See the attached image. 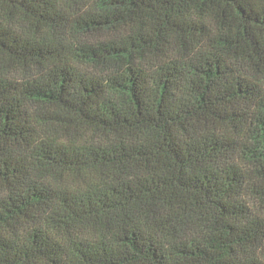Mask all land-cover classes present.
<instances>
[{"label": "trees", "instance_id": "trees-1", "mask_svg": "<svg viewBox=\"0 0 264 264\" xmlns=\"http://www.w3.org/2000/svg\"><path fill=\"white\" fill-rule=\"evenodd\" d=\"M65 1L79 12L0 0V58L41 71L0 74V264H264V0H124L113 16ZM19 19L103 37L124 57L149 51L154 66L93 75L76 50L7 23ZM79 128L108 145L69 139ZM89 172L112 182H63ZM155 199L146 227L85 236V224ZM180 227L188 237L167 244Z\"/></svg>", "mask_w": 264, "mask_h": 264}, {"label": "rangeland", "instance_id": "rangeland-1", "mask_svg": "<svg viewBox=\"0 0 264 264\" xmlns=\"http://www.w3.org/2000/svg\"><path fill=\"white\" fill-rule=\"evenodd\" d=\"M58 6L66 13L75 15L78 6L73 1L56 0ZM84 9L93 7L97 12H101L106 16H113L115 12L126 9L124 0H86L84 3ZM79 12V11H77ZM78 14V13H77ZM9 25L16 28V31L28 35L31 39L42 40L46 43H57L61 42L71 50H76L80 54V62L78 63L81 68L91 72L96 76L105 77L116 71H120L123 68L126 69L128 66H134L136 63L140 66H145L148 70L152 68L153 59L152 54L149 51L139 52L136 55L131 56H120L113 51H110L108 44H105L106 39L92 36L76 35V33H68L54 29H37L25 19H19L16 21H7ZM177 45V44H176ZM182 45V44H178ZM179 52H177L178 54ZM176 54V53H175ZM181 58V57H180ZM233 62L238 70L243 72L246 68V62L241 59H234ZM0 74L9 77L11 80L18 82L28 81L34 77H39L41 71L36 67L22 65L19 63L8 64L6 60L0 58ZM121 96L123 105H127V98ZM31 113L35 115L36 112L40 113L41 109L32 105L30 107ZM59 116H64L58 111L56 112ZM38 125L45 127V120L41 117L38 118ZM74 142L81 146H106L108 145V138L100 132H95L90 129L79 128V131L72 135ZM131 170V169H130ZM59 175L56 176V178ZM87 182H83L80 178L77 179L76 175L64 176L63 182L67 183L74 189H85L88 191H96L107 186L108 183L112 182L111 178L104 177L101 173H87ZM51 180L52 184L58 186L56 181H53L51 177L46 179ZM162 202L158 200H147L143 203L133 204L125 211H116L106 217H101L96 221H91L89 224H85V236L89 238H96L111 242L114 239V233L118 229L130 228L131 226L146 227L155 214V211L162 210ZM156 211V213H157ZM156 215V214H155ZM46 230L52 232L55 236L60 237L61 233L58 232L59 223H52L45 225ZM58 233V235H56ZM188 237V229L184 227L177 228L171 235L164 236V240L169 243H173L179 240H184ZM264 261V258H263Z\"/></svg>", "mask_w": 264, "mask_h": 264}]
</instances>
